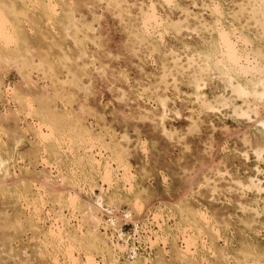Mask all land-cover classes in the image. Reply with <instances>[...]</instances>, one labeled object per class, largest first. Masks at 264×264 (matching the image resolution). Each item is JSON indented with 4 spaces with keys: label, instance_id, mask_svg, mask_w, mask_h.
I'll return each instance as SVG.
<instances>
[{
    "label": "rangeland",
    "instance_id": "1",
    "mask_svg": "<svg viewBox=\"0 0 264 264\" xmlns=\"http://www.w3.org/2000/svg\"><path fill=\"white\" fill-rule=\"evenodd\" d=\"M252 6L0 0V264H264ZM103 202L145 226L139 258H120Z\"/></svg>",
    "mask_w": 264,
    "mask_h": 264
},
{
    "label": "built area",
    "instance_id": "2",
    "mask_svg": "<svg viewBox=\"0 0 264 264\" xmlns=\"http://www.w3.org/2000/svg\"><path fill=\"white\" fill-rule=\"evenodd\" d=\"M59 181L61 178L58 179ZM101 207L104 223L113 240L124 248L120 257L124 261L139 258L143 252L145 226L134 216L130 209H123L113 203L103 202Z\"/></svg>",
    "mask_w": 264,
    "mask_h": 264
},
{
    "label": "bare ground",
    "instance_id": "3",
    "mask_svg": "<svg viewBox=\"0 0 264 264\" xmlns=\"http://www.w3.org/2000/svg\"><path fill=\"white\" fill-rule=\"evenodd\" d=\"M262 2H264V0H253V6H252V12H253V14H257V13H259V12H261V8H262ZM251 6V5H250ZM245 8H246V6H245ZM247 9V8H246ZM244 10V9H243ZM243 12V11H242ZM263 14V13H262ZM255 15H253V17H255ZM260 15V14H259ZM264 16V15H263ZM258 17H260V16H258ZM157 19V18H156ZM151 20V19H150ZM255 20H256V18H255ZM261 22H262V20H261ZM156 23V22H155ZM76 24V23H75ZM257 24H259V23H257ZM262 25V24H261ZM264 26V25H263ZM262 26V27H263ZM263 29V28H262ZM228 43H229V41H228ZM228 45H231V43H229ZM228 45H226L227 46V48H226V55H227V59H226V61H227V63H224V67L226 68H228V65H231V66H236V68L238 67L237 66V64L235 65V63H236V61H237V59H238V57L236 56V54H237V51H238V49L237 50H235L236 48L235 47H233V48H235V49H232L231 47L232 46H228ZM225 53L223 54V55H225ZM239 54V53H238ZM240 55V54H239ZM193 59V58H192ZM193 61V60H192ZM195 61V60H194ZM255 62V61H254ZM222 64V63H221ZM257 66V65H256ZM239 67H241V66H239ZM242 68V67H241ZM238 70H239V68H238ZM249 70V69H248ZM227 71V70H226ZM240 71H241V69H240ZM243 71H244V69H243ZM242 71V72H243ZM246 72H248L247 70H246ZM226 73V72H225ZM248 74V73H247ZM231 75V74H230ZM245 75V74H244ZM262 75V74H261ZM198 81V80H197ZM261 81V80H260ZM264 81V80H263ZM198 83H200V81L198 82ZM259 84H260V82H259ZM264 84V83H263ZM198 86H199V88H201V86H200V84H198ZM238 86H240V85H238ZM261 86H263V85H261ZM258 87V86H257ZM239 88V91L241 92H247L246 91V89L243 87V86H240V87H238ZM199 90V89H198ZM256 91V90H255ZM209 106V108H212L213 106H210V104L208 105ZM246 116H249L250 117V115L248 114H246ZM262 125H263V127H264V122L262 123ZM260 152V151H259ZM263 152H264V150H263ZM262 152V153H263ZM258 153V152H257ZM258 156H260L259 154H258ZM262 157V156H261ZM255 181L256 180H254V179H252L251 180V183L250 184H247V186H249L250 188H257L259 191L260 190H262V186L260 185V184H258L259 182H261V181H259V182H256L255 183ZM239 184V183H238ZM245 185V184H244ZM240 186V185H239ZM242 186V185H241ZM246 186V188L248 189V187ZM251 186H254V187H251ZM243 187V186H242ZM249 188V189H250ZM264 189V188H263ZM262 192V191H261ZM99 203H100V199L98 198V200H97ZM103 204V203H102ZM102 207H103V205H102ZM104 225H105V232L107 233V228H108V226L104 223ZM107 227V228H106ZM95 231V230H94ZM118 244V243H117ZM119 245V244H118ZM121 246V245H120ZM122 247V246H121Z\"/></svg>",
    "mask_w": 264,
    "mask_h": 264
}]
</instances>
